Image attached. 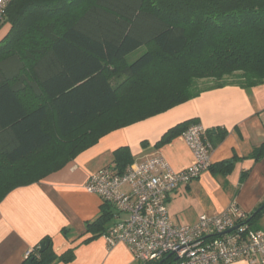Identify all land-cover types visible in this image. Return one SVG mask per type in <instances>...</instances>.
Wrapping results in <instances>:
<instances>
[{"label":"trees","instance_id":"obj_1","mask_svg":"<svg viewBox=\"0 0 264 264\" xmlns=\"http://www.w3.org/2000/svg\"><path fill=\"white\" fill-rule=\"evenodd\" d=\"M5 22L11 28L0 42V202L15 188L60 170L110 132L204 90L264 84V0H11ZM26 69L38 84L30 85L32 91L38 95L41 87L44 94L29 111L16 98ZM200 79L214 85L196 90L193 81ZM195 123L169 129L155 147ZM224 137L216 134L214 143ZM263 151L264 144L250 157L257 161ZM113 158L118 174L132 162L126 147ZM238 160L209 170L223 167L228 175ZM257 209L246 220L250 227L264 214ZM113 217L103 204L100 215L85 224L91 237L83 243L104 235ZM74 250L56 255L44 238L21 264H67Z\"/></svg>","mask_w":264,"mask_h":264},{"label":"crops","instance_id":"obj_2","mask_svg":"<svg viewBox=\"0 0 264 264\" xmlns=\"http://www.w3.org/2000/svg\"><path fill=\"white\" fill-rule=\"evenodd\" d=\"M10 28L6 22L0 26V42ZM30 74L26 79L22 72L21 90L16 92L26 111L35 108L44 95L41 87H37L38 95L32 91L30 85L38 84ZM191 120L202 126L212 146L211 166L232 157L240 160L228 175L217 167L180 186L168 199V219L177 226H192L201 216H216L232 203L248 216L253 213L264 203V151L257 161L250 157L264 144V84L249 89L228 85L204 90L162 114L110 132L60 170L9 192L0 202V264H21L44 238L50 240L56 255L75 249L74 260L67 264H141L122 243L109 247L102 236L83 243L91 237L85 224L100 215L103 205L97 195L86 191V181L102 169H114L113 153L125 147L131 164L159 156L174 172L189 167L193 156L181 136L159 148L155 144L169 129ZM222 132L224 139L214 143V136ZM243 173L246 176L240 180ZM259 227L264 225L259 223ZM254 230L264 232V228Z\"/></svg>","mask_w":264,"mask_h":264},{"label":"built area","instance_id":"obj_3","mask_svg":"<svg viewBox=\"0 0 264 264\" xmlns=\"http://www.w3.org/2000/svg\"><path fill=\"white\" fill-rule=\"evenodd\" d=\"M10 2L0 0V26ZM180 136L193 156L192 165L181 171H172L156 156L128 165L122 174L105 168L88 177L86 191L114 213L102 238L109 247L126 245L141 264H264V232L252 229L248 215L233 203L192 226L168 219L169 197L211 167L212 146L202 126L189 125Z\"/></svg>","mask_w":264,"mask_h":264},{"label":"rangeland","instance_id":"obj_4","mask_svg":"<svg viewBox=\"0 0 264 264\" xmlns=\"http://www.w3.org/2000/svg\"><path fill=\"white\" fill-rule=\"evenodd\" d=\"M144 52V49H140L138 52L134 53L133 55H131L129 58H128V61L129 62H132L133 60H135L138 56H140L142 53ZM117 71L121 69V66H115ZM25 73H26V79H30L31 75L29 70L26 69L25 70ZM116 76V75H115ZM118 79V78H117ZM193 88H195L196 90H204V89H207L211 86L214 85V81L211 80V79H200V80H194L193 81V84H192ZM259 223L260 224H263L264 225V214H262V216H260L259 218H257L252 224H251V228L252 229H258L260 228L261 230H263L264 227H259Z\"/></svg>","mask_w":264,"mask_h":264},{"label":"water","instance_id":"obj_5","mask_svg":"<svg viewBox=\"0 0 264 264\" xmlns=\"http://www.w3.org/2000/svg\"><path fill=\"white\" fill-rule=\"evenodd\" d=\"M264 209V203L257 209V212H260L261 210ZM230 232V231H229ZM48 244H49V241L46 240L45 242H43L41 245H40V248H39V252L42 253L44 252L47 247H48ZM26 264H31V260L28 261ZM161 264V263H160Z\"/></svg>","mask_w":264,"mask_h":264}]
</instances>
